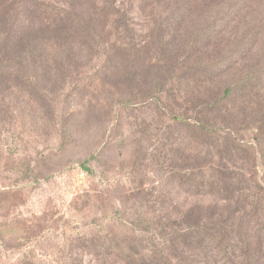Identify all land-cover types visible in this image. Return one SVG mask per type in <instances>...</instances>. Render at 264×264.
<instances>
[{"label":"rangeland","instance_id":"1","mask_svg":"<svg viewBox=\"0 0 264 264\" xmlns=\"http://www.w3.org/2000/svg\"><path fill=\"white\" fill-rule=\"evenodd\" d=\"M31 1L0 0L10 35L0 42V264H97L88 239L154 238L140 215L159 232L167 214L179 223L180 212L225 208L244 214L236 262L264 264V0H56L66 26ZM235 52V64L209 69ZM250 72L254 86L223 100ZM155 87L159 105L147 98ZM212 146L235 168L226 187L246 196L240 206L169 179Z\"/></svg>","mask_w":264,"mask_h":264},{"label":"trees","instance_id":"2","mask_svg":"<svg viewBox=\"0 0 264 264\" xmlns=\"http://www.w3.org/2000/svg\"><path fill=\"white\" fill-rule=\"evenodd\" d=\"M144 1L159 3L163 0ZM172 1L186 2L188 0ZM31 4L37 11L47 14L52 13L55 16L54 18L59 19V22L66 26V18L70 15V13H67L70 10L66 5L61 7L56 0H32ZM179 10L181 11L178 8ZM231 11L232 7L217 22L211 24V31L220 32L225 27L224 23L228 22L234 15ZM80 26L82 27V25ZM4 27V24L0 26V42L2 45L10 39L8 32L3 33L1 31ZM26 36L20 37L19 42L21 45L27 43ZM5 54L7 53L5 52ZM19 56L16 59L19 60ZM239 56L240 54L235 52L228 61L224 59L220 63L217 62L214 66L211 65L209 69L217 70L225 66L228 67V63L235 64ZM255 79V74L250 72L243 79L228 86L224 90L223 100L230 98L235 91L244 92L250 90L254 86L253 82ZM159 93V90L155 87L147 95V98H150L149 101L157 102V105H159ZM125 104H128V102H125ZM166 116L177 125L189 127L198 134L210 133L206 123L196 116H176L170 112ZM236 143L239 144L238 142ZM225 152L226 150L223 146H212L210 152L205 153L202 161L190 166L195 169L188 171L186 166L171 169L169 179L177 183L182 191L193 192V194L195 193L194 196L199 199L216 198L217 202L225 203V205L236 200V205L240 206L245 203L246 196L240 192L231 195L228 191L230 188L226 187L230 178L227 176V172L229 171L230 175H234L235 168L231 166V160L228 159ZM212 155L214 158H219V161L213 162L209 158ZM88 162L86 161V163L81 165L85 171L90 173L92 169L87 166ZM140 216L143 219L138 220L139 225L143 226L148 222L149 226L145 227V229H149V234L154 238H140L139 241H136L137 243L130 242V237L128 241L124 240L118 243L109 237H104L105 240L101 239V241L92 238L88 239L85 241V249L90 253L96 254L97 257H104L97 264H239L234 258H237V240L242 238L244 229V214L241 208L233 212L225 208L209 215L193 211L180 212L179 223H174L170 219L171 215L167 214L166 220H160L162 225L159 228V232L156 227L157 221L153 216L152 218ZM143 220L145 221L143 222ZM133 231L134 229H132ZM126 233L129 235V231H126ZM145 241L148 244L144 245L143 242ZM142 251L146 254L139 257Z\"/></svg>","mask_w":264,"mask_h":264}]
</instances>
